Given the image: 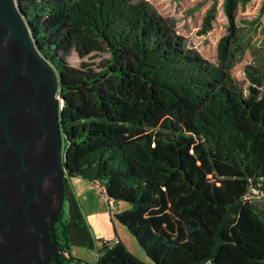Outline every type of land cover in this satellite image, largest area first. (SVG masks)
Returning <instances> with one entry per match:
<instances>
[{
	"label": "trees",
	"instance_id": "trees-1",
	"mask_svg": "<svg viewBox=\"0 0 264 264\" xmlns=\"http://www.w3.org/2000/svg\"><path fill=\"white\" fill-rule=\"evenodd\" d=\"M249 1L224 0L212 61L147 0H18L61 98L62 253L89 247L93 264H264V58L245 67L246 81L232 73L245 48L236 13ZM217 2L199 34L213 29ZM73 51L104 57L76 66ZM74 177L97 184L108 206L125 204L114 217L150 261L118 236H93Z\"/></svg>",
	"mask_w": 264,
	"mask_h": 264
},
{
	"label": "water",
	"instance_id": "water-1",
	"mask_svg": "<svg viewBox=\"0 0 264 264\" xmlns=\"http://www.w3.org/2000/svg\"><path fill=\"white\" fill-rule=\"evenodd\" d=\"M60 100L18 0H0V264H53L49 244L62 264L55 238L64 205Z\"/></svg>",
	"mask_w": 264,
	"mask_h": 264
},
{
	"label": "rangeland",
	"instance_id": "rangeland-1",
	"mask_svg": "<svg viewBox=\"0 0 264 264\" xmlns=\"http://www.w3.org/2000/svg\"><path fill=\"white\" fill-rule=\"evenodd\" d=\"M147 1L154 6L159 14L175 21L177 33L184 37L188 46L196 48L209 60L216 61L218 42L226 33L228 26V19L223 7L224 0H218L216 21L213 24V29L207 34H199V31L202 28L206 13L213 5V0ZM236 24L241 29L245 48L243 53L237 57L232 73L237 79L246 81L245 67L262 57L264 58V0H251L247 4L240 3L236 13ZM103 57L100 53H92L83 60L99 62ZM83 60L75 51L68 57V61L76 66H79ZM74 185L82 197L86 210L95 211L102 207L113 216L121 208L120 204L114 205L111 212V208L108 207L107 201L96 184L94 185L81 178L74 180ZM63 210L64 218L68 217V201L64 202ZM117 224L119 226V234L127 247L141 259L150 261L137 239L127 227L120 223ZM92 234L94 233L92 232ZM95 253V250L89 247L71 245L70 256L77 260L73 261L72 264H93L95 262ZM66 258L70 257L66 255Z\"/></svg>",
	"mask_w": 264,
	"mask_h": 264
},
{
	"label": "crops",
	"instance_id": "crops-1",
	"mask_svg": "<svg viewBox=\"0 0 264 264\" xmlns=\"http://www.w3.org/2000/svg\"><path fill=\"white\" fill-rule=\"evenodd\" d=\"M76 179H81V177L72 178V185H73V188H74L78 198L82 202V208H83L85 221L89 224L91 231L95 234V235L93 234V236L97 239H113V238H115V236H118L125 243V241L122 239V237L119 234V228H118L119 226H117L118 225L117 223H119V221H117L115 219L114 215L112 216L111 213H109L107 210L103 209L102 207H100L98 210H95V211L85 209V205L83 203L82 197L80 196V194L78 193V191L74 185V180H76ZM86 181H88V180H86ZM88 182H90V181H88ZM90 183H92V182H90ZM93 184L95 185V183H93ZM96 186L98 187V189L101 192V188L97 184H96ZM101 194L103 195V197L107 201V198L104 196V194L102 192H101ZM120 207L121 208L118 209L117 212L126 208L125 204H121ZM139 258H141V257H139Z\"/></svg>",
	"mask_w": 264,
	"mask_h": 264
},
{
	"label": "flooded vegetation",
	"instance_id": "flooded-vegetation-1",
	"mask_svg": "<svg viewBox=\"0 0 264 264\" xmlns=\"http://www.w3.org/2000/svg\"><path fill=\"white\" fill-rule=\"evenodd\" d=\"M58 220H59V217H58V219H57L55 225H57ZM49 237H50V240L52 241V233H51V232L49 233ZM55 238H56V235H55ZM59 245H60V244H58V246H59ZM59 247H60V246H59ZM59 250H60V248H59ZM44 251H46L49 255H51V259H52V261H53V264H58V263L56 262L54 256H53V254H54V252H53V247H51L50 244H49V246H48ZM62 254H64V256L67 255V256H69V257H70V254L67 253L66 251H64L63 253H62V252L59 253V260H60V262H61L62 264H67L66 260H65L64 258H62ZM40 255H41L42 259H44V254H43L42 250L40 251Z\"/></svg>",
	"mask_w": 264,
	"mask_h": 264
},
{
	"label": "built area",
	"instance_id": "built-area-1",
	"mask_svg": "<svg viewBox=\"0 0 264 264\" xmlns=\"http://www.w3.org/2000/svg\"><path fill=\"white\" fill-rule=\"evenodd\" d=\"M254 192H256V193H257V190H255V189H254ZM107 204H108V203H107ZM108 207H109V208H111V210H110V211L112 212V208L114 207V203H113V202H111V203H110V205H109ZM104 240H106V241H107V240H112V239H104ZM96 256H97V253H95V258H96Z\"/></svg>",
	"mask_w": 264,
	"mask_h": 264
}]
</instances>
